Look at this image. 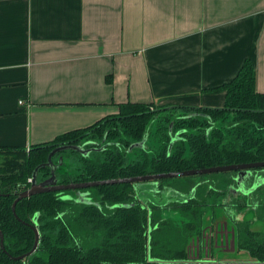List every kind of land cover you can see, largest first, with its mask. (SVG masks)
I'll return each instance as SVG.
<instances>
[{"label":"crops","instance_id":"0c3cea01","mask_svg":"<svg viewBox=\"0 0 264 264\" xmlns=\"http://www.w3.org/2000/svg\"><path fill=\"white\" fill-rule=\"evenodd\" d=\"M246 59L264 93V0H0V147L29 149L127 102L222 107L225 93L212 89ZM251 177L262 181L264 169ZM259 187L230 188L258 213L206 214L189 262L255 261L238 248L236 227L263 233L252 226L264 224Z\"/></svg>","mask_w":264,"mask_h":264},{"label":"trees","instance_id":"16d2710c","mask_svg":"<svg viewBox=\"0 0 264 264\" xmlns=\"http://www.w3.org/2000/svg\"><path fill=\"white\" fill-rule=\"evenodd\" d=\"M255 80L254 66L246 59L231 80L212 89L225 93L222 107H158L127 102L118 106L116 114L29 149L0 147L1 154H14L0 163L4 246V250L0 246V264H195L189 262L190 240L205 224L212 194L223 197L233 183L234 172L152 181L158 183L159 191L171 188L181 194L182 198L164 206L144 204L147 190L143 184L152 189V182L80 189L87 192L86 201H77L78 190L34 194L16 203L17 218L12 203L29 187L35 167L47 160L53 148L64 144L91 141V151L79 158V173L72 179L64 176L59 179L62 183L264 161V93L257 91ZM155 119H159L154 132L157 145L132 147L129 152L133 156L128 158L132 144L145 135L149 140L148 130ZM104 138L112 144L103 146ZM187 146L189 153L185 155ZM49 171L42 167L37 177L43 179ZM31 225L38 228V246L28 256L15 259L33 246ZM236 228L238 248L248 251L255 261L234 264H264V231H251L246 221Z\"/></svg>","mask_w":264,"mask_h":264},{"label":"water","instance_id":"95a60500","mask_svg":"<svg viewBox=\"0 0 264 264\" xmlns=\"http://www.w3.org/2000/svg\"><path fill=\"white\" fill-rule=\"evenodd\" d=\"M176 139V137H175ZM175 139H171L169 143V148L172 142ZM145 139H142L139 143L132 144L129 147V150L132 147L138 146L140 143H144ZM71 149L73 151H80L82 155H86L91 149H84L81 145H72V144H64L53 148L48 156L47 160L36 166L33 170L31 175L30 185L27 189L21 191L16 199L12 203V212L15 218L17 215L15 213V206L16 203L26 197L32 196L34 194L43 193V192H55V191H64V190H78L76 196H78L77 201H83L82 195L79 194L80 189H86L90 187H96L99 185L104 184H115V183H133V184H141L143 182H152L159 179L165 178H174V177H182V176H193V175H203V174H210V173H217V172H234L233 180L236 184L235 190H239L244 194H247L253 190L255 186L264 187V178L262 181H256L255 178L251 177L252 171L256 169H264V161L259 162H251V163H241V164H230V165H222V166H212L207 168H200V169H188L183 171H173V172H166V173H158V174H145V175H138V176H130V177H122V178H112V179H104V180H96V181H80V182H68V183H57V177L55 170L57 169L58 165L55 164L52 160V157L56 154L61 152L62 150ZM42 167H48L50 176L47 179H44L40 182L37 181V173L38 170ZM152 184H156L152 182ZM233 186V185H231ZM259 187V188H260ZM86 194V193H85ZM35 233V239L32 248L29 252L16 257L15 259H21L29 254L33 253L38 246L39 243V232L36 225H31ZM0 246L4 250L3 246V234L0 231ZM152 260V259H151Z\"/></svg>","mask_w":264,"mask_h":264},{"label":"rangeland","instance_id":"374dc122","mask_svg":"<svg viewBox=\"0 0 264 264\" xmlns=\"http://www.w3.org/2000/svg\"><path fill=\"white\" fill-rule=\"evenodd\" d=\"M159 119H155L153 120V122L150 125V129L148 130V132L150 133L149 135V140L144 143H140L138 144V146L136 147H140V148H145L146 146H151V145H157V141L156 139V135L154 137V132L156 129V126L159 124ZM171 124H169V129L171 128ZM170 131V130H169ZM158 136V135H157ZM158 138H160V136H158ZM146 144V145H145ZM128 153V158L133 156L132 153H130L129 149L127 150ZM188 146L186 147V153L185 155H188ZM82 152L80 151H70L69 149L66 150H62L60 153H58L57 155H55L53 157V162L55 164H60L57 167V175H58V179L63 178L64 176H66L69 179L74 178L78 173H79V167L81 166V161L79 160V158L81 157ZM7 156H14V154L11 155H6V154H1L0 153V163L7 157ZM8 159V158H6ZM218 176H221L222 173H218ZM199 177V176H196ZM145 187H147V195L143 196V200L151 202V203H164L165 201L168 200H179L178 198H171L168 197L169 195H165V194H160L157 195L155 194V191L151 190L148 188V183H144L143 184ZM147 185V186H146ZM263 189V187L258 188V190ZM216 194H212V197L210 198L211 200V205L206 207L207 210V214H214L218 217H220L219 220L224 219V214L225 211L222 209V207L220 205H213V204H219V202L221 201V198H217L218 196H216ZM240 201L244 202V204L240 207H238V209L235 211V208H232L234 210V212L238 213H243L245 215V217H254L253 214L255 213L253 210V205L251 203V201H253L252 198H244V197H240L239 198ZM89 200V199H87ZM255 224L252 225L253 227L257 226V225H261L262 230H264V224L263 223H257V221L254 219Z\"/></svg>","mask_w":264,"mask_h":264},{"label":"flooded vegetation","instance_id":"af4514ba","mask_svg":"<svg viewBox=\"0 0 264 264\" xmlns=\"http://www.w3.org/2000/svg\"><path fill=\"white\" fill-rule=\"evenodd\" d=\"M175 137L177 138V136L175 135L172 139H175ZM143 139H145V141H146V139H147V137H146V135H145V137H143ZM104 140V145L103 146H105V145H107V144H112V142H109V141H106L105 140V138L103 139ZM91 141H88V142H83V143H81V146H83L84 147V149H89L88 148V144L90 143ZM96 144V143H95ZM117 144V143H116ZM91 151V150H90ZM89 151V152H90ZM88 152V153H89ZM88 153L86 154V155H84V156H87L88 155ZM55 173H56V177H57V183H62V182H60L59 181V179H58V175H57V169L55 170ZM50 176V174L47 176V177H45V178H43V179H39L38 177H37V181L38 182H40V181H42V180H44V179H47L48 177ZM231 185H233L234 186V184L232 183V184H230L229 186H228V188H227V191L225 192V194H224V196L223 197H221V201L219 202V204H221V207H222V209L225 211V214H224V216L226 217V215L227 216H229L230 218H233L235 215H237L238 214V211L237 212H234V210L236 211L237 209H238V207H240V206H242L243 204H244V202H242V201H240V197H244V198H247L248 196H246V195H241V194H234V196H233V194H232V192H231V190H230V188L232 187V188H234V191H236L235 190V188L236 187H233V186H231ZM145 187V186H144ZM150 187V186H149ZM152 187V189L151 190H153V191H156L155 192V194H157V195H160V194H165V195H169L168 197H172V198H182L180 195L181 194H175V192H177V191H174L173 189H171V188H163L161 191H159L158 190V183H156V185L154 186H151ZM145 190V189H144ZM146 190H147V187H146ZM86 193V194H85ZM172 193H174V194H172ZM79 194H81L82 196V198H83V201H86L87 200V197H88V194H87V192H85V191H79ZM147 194H144V196H146ZM237 197H236V196ZM230 196V197H229ZM227 197H229L230 198V200H231V205L233 206V208H235L234 210L232 209V208H230V209H228L227 207H225L226 206V199H227ZM249 198V197H248ZM77 199H78V196H77ZM177 200V199H176ZM263 200H264V198H263ZM168 202H172V200H168V201H165L164 203H157V205H160V206H164V205H166ZM149 202L148 201H144V204H148ZM256 210H258V209H256ZM259 211V210H258ZM258 211H255V213H258ZM216 217H218V216H216ZM149 229H150V227H149ZM149 229H148V231H149ZM236 231H237V228H236ZM236 235H237V233H236Z\"/></svg>","mask_w":264,"mask_h":264},{"label":"built area","instance_id":"2783aa9c","mask_svg":"<svg viewBox=\"0 0 264 264\" xmlns=\"http://www.w3.org/2000/svg\"><path fill=\"white\" fill-rule=\"evenodd\" d=\"M31 178L28 179V181L30 182Z\"/></svg>","mask_w":264,"mask_h":264}]
</instances>
